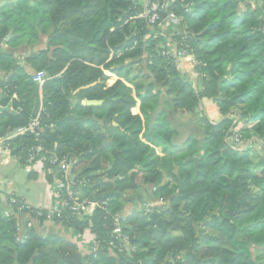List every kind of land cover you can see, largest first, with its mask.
Segmentation results:
<instances>
[{"label": "trees", "instance_id": "trees-1", "mask_svg": "<svg viewBox=\"0 0 264 264\" xmlns=\"http://www.w3.org/2000/svg\"><path fill=\"white\" fill-rule=\"evenodd\" d=\"M188 1L187 10L179 0L169 8L182 17L178 28L186 37L179 31L173 40L184 39L193 55L195 83L161 55L165 39L158 24L150 26L139 16L144 7L136 0H0V43L6 36L13 43L47 35L45 48L24 57L30 71L0 47V106L10 104L15 111H0V137L33 117L31 75L43 71V131L7 143L20 162L25 148L36 143L76 156L87 178L83 195L108 194L99 200L106 205L89 219L62 213L63 224L78 232L89 228L100 241L95 258L84 256L87 264H162L175 254L183 264L263 261L251 246L264 252V0L255 9L244 0ZM137 63L147 78L142 83L128 75ZM106 72L118 77L110 85ZM203 98L215 104L219 120L212 123L201 111L198 137L178 143L168 110L192 112ZM136 99L140 114L130 111ZM232 126H240L244 139L254 137L259 150L233 149L225 139ZM257 151L261 155L254 161ZM191 157L198 158L197 170ZM127 191L143 194L142 201L145 192L152 200L163 199L155 211L169 231H154L149 215L130 210ZM115 214L135 247L128 254L107 247ZM33 221L39 226L43 218ZM38 226L18 236L15 220L0 215V264H72L65 256L74 246L43 236Z\"/></svg>", "mask_w": 264, "mask_h": 264}, {"label": "built area", "instance_id": "built-area-1", "mask_svg": "<svg viewBox=\"0 0 264 264\" xmlns=\"http://www.w3.org/2000/svg\"><path fill=\"white\" fill-rule=\"evenodd\" d=\"M145 1L143 12L139 16L144 17L150 26L158 24L160 34L163 35L167 42L166 45H171V50L167 46L162 47L160 51L161 55L172 58L176 68L186 73L188 78L195 83L198 73L195 71L196 62L193 55L188 51L184 39L179 41L172 40L175 33H180L177 29L182 23L181 15L169 8L170 2L173 0ZM244 1L249 3L252 9H255L260 3L259 0ZM179 2L183 5L185 10L191 6V2L188 0H179ZM180 34L183 35V38L186 37L185 32H181ZM8 38L9 36H6L1 40V48L7 44ZM188 64L191 65V67L189 66L190 68L187 66ZM45 79V73L43 71H34L31 75V80L39 87L42 86ZM12 98H16V95L13 94ZM40 100L41 103L36 116H33L25 126L15 128L0 139V152L10 151V146L7 141L14 137L25 133L38 136L43 131V126L41 125V113L44 111L42 108V96ZM211 122L213 123L216 121ZM239 128L240 126H232L228 132L231 134L229 143L233 149L240 151L247 146H253L252 143H259L254 137L244 139L239 132ZM24 157L25 162L33 166H38L39 168H42L44 164L49 165V171L47 172L51 177V181L48 182L49 192L57 200L56 207L50 208L33 207L28 204H22L20 209L27 214L28 221L26 226L28 228L31 227L34 217L43 218V222L64 223L62 213L66 210L69 211L71 215L77 217V219L83 220L89 219L96 207L106 205L105 201L98 200L93 202L90 197L83 195L82 190L87 182V178L80 174L78 158L76 156L67 154L58 155L55 151L48 150L41 144L36 143L28 145L25 148ZM164 204L165 201L163 199L144 200L140 203L137 210L141 211L144 215H150L155 211L156 207H161ZM85 229L89 230V228ZM91 234V246L89 248L87 247L86 255L95 258L100 251V241L97 240L93 232H91ZM107 247L109 250L120 254H128L135 249L131 244L130 234L123 229L122 218L119 214L111 216L110 235L107 240ZM162 264H183L182 255H169L164 259Z\"/></svg>", "mask_w": 264, "mask_h": 264}, {"label": "crops", "instance_id": "crops-1", "mask_svg": "<svg viewBox=\"0 0 264 264\" xmlns=\"http://www.w3.org/2000/svg\"><path fill=\"white\" fill-rule=\"evenodd\" d=\"M136 1L140 2L142 7H144L146 3L145 0ZM46 39V34L39 33L33 39H29L27 37L20 38L17 41L15 40V42L13 43H7L1 49L10 52L15 58L17 64L24 67L26 71H30V66L25 63L24 57L28 53H33L39 49L45 48ZM166 46L171 50V45ZM187 66L191 67L190 64H188ZM106 74L109 76L107 85H110L118 78L113 73L106 72ZM38 95L39 97L42 96L41 87H39ZM86 101L87 100H82V104L86 105ZM201 102L209 109L210 113L206 112L208 118L212 121H217L220 118V114L218 113L215 104L207 98H203ZM0 107H8L9 112L14 110V108L10 104ZM138 107L139 100L136 99L135 106L130 109L131 113L140 114ZM171 112L172 110L169 109L168 121H170L171 124L178 130L177 134L180 135L181 130H184V128H182L183 124H187L188 120H190V117H187L188 115L186 116V113H181L180 115L179 113ZM7 134L8 133H6L4 136H6ZM189 135L192 134L188 133V136ZM188 136H184V138L181 141H178V143H181ZM3 137H0V139ZM156 152L159 156H162L161 153H159L158 151ZM18 167L22 168L21 170H23L25 177H23V179L19 178L21 180L16 181L15 177L10 175L11 171L9 170L10 168L11 170H18ZM44 169V166L42 168H39L38 166H33L25 162V160L24 162H20L19 156L13 155L11 153V150L9 152H0V215L6 219L15 220L16 226L18 228V236H21L26 231V229H28V227L26 226V223L28 221L27 214L20 209V206L22 204H28L33 207L43 208L56 207L57 205V200L49 192L48 175L44 171ZM128 195L131 196L133 194L131 192L128 193ZM145 195H147L146 200H152L151 196L148 195L147 192H145ZM140 202L141 201H139L138 203ZM133 208H135L134 203L133 206H131L129 209L132 210ZM32 226L37 228L38 225L37 223L32 221L31 227ZM38 229L43 236L54 235L65 239V241L74 246L75 252L79 253L82 257V260L85 261L84 256L86 255L87 247L89 248L91 246L92 241V234L89 230L84 229L78 232L74 228L69 227L63 223L55 222H43L38 226ZM5 244H7L10 248L13 247L10 242H5Z\"/></svg>", "mask_w": 264, "mask_h": 264}, {"label": "rangeland", "instance_id": "rangeland-1", "mask_svg": "<svg viewBox=\"0 0 264 264\" xmlns=\"http://www.w3.org/2000/svg\"><path fill=\"white\" fill-rule=\"evenodd\" d=\"M212 1H214V2H216L217 4H220V2H221V0H212ZM177 30H179V28L177 29ZM179 31H183V30H179ZM184 32V31H183ZM166 44H167V42L165 43V41L161 44V48L162 47H164V46H166ZM141 67V63H137V64H135V65H131L130 67H129V69H128V71H129V78L130 79H133L135 82H138V83H142L143 81H146L147 80V78H146V76H145V74L141 71V70H139V68ZM166 105V104H165ZM200 106H201V108H196V109H194V111H192V112H185L186 114V116L187 117H190V120H188V123L187 124H183V126H182V128H184V130H181V134L180 135H178V137L176 138V141L178 142V141H181L183 138H184V136L186 137V136H188V133H191L192 135H193V137H198V135H197V127H198V125H199V122H198V117H197V114L198 113H200L201 111H203L205 114H206V112H209V109H208V107L207 106H205L204 104H202V102L200 101ZM210 113V112H209ZM207 115V114H206ZM208 117V116H207ZM210 120V119H209ZM212 121V120H211ZM210 121V122H211ZM237 121V117L235 118V122ZM197 126V127H196ZM202 126H204V124H202ZM240 126H241V124H240ZM204 128H205V126H204ZM227 137H225V139H226ZM227 139H229V141L231 140V138L229 137V138H227ZM253 144V147L257 150H259V148L257 147V144H254V143H252ZM246 148V147H245ZM243 150V149H242ZM257 153H258V155H256V156H254V161H258V158L260 157V155L261 154H259V152L257 151ZM22 168H20V167H18V170H15V169H13V170H11V168H10V170L9 171H11L10 172V175L11 176H14L15 177V180L17 181H19V180H21V179H23V177H25V175H24V172H23V170H21ZM15 170V171H14ZM195 170H197V169H195ZM44 171L47 173L48 171H49V168H45L44 169ZM16 178H18V179H16ZM19 178H21V179H19ZM168 179L166 178V179H163V181L162 182H166ZM38 181H39V179H38ZM132 192V194L133 193H135L134 191H127L125 194H126V196H127V194L128 193H131ZM139 205H140V203H135L134 204V206H135V208H138L139 207ZM147 227L149 226V224H147L146 225ZM207 233H214L213 231H211V230H209ZM257 244H254L253 246H251V251H252V254H253V256H255V257H258V256H261V259L263 260L262 261V263L261 264H264V252H261V249L259 248L260 246H258Z\"/></svg>", "mask_w": 264, "mask_h": 264}, {"label": "water", "instance_id": "water-1", "mask_svg": "<svg viewBox=\"0 0 264 264\" xmlns=\"http://www.w3.org/2000/svg\"><path fill=\"white\" fill-rule=\"evenodd\" d=\"M38 91H39V86L35 85L34 92H33L34 105H33V109H32V116L37 115L38 109H39L40 103H41L40 97L38 95ZM99 104H101V101H96V100H87L86 101V105H99ZM0 111H9V108L8 107H0ZM10 112H14V111H10ZM114 125H116V124L114 123ZM188 160L193 162L195 169L198 168V158L191 157ZM107 196H108L107 193H105V194H94L92 196L91 200L93 202H95V201H98L100 199L106 198ZM143 199H144L143 194H138L137 196H133V195L129 196V201H131L132 203H137L139 201H142ZM149 219L154 222V227H153L154 231H159V230L161 232H165L167 230L169 231V229L166 228L163 224L165 219L160 217L159 213L157 211H154L153 213H151L149 215ZM65 259L72 264H87L86 261L82 260L81 255L79 253H76V252L66 255Z\"/></svg>", "mask_w": 264, "mask_h": 264}]
</instances>
